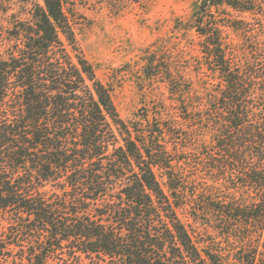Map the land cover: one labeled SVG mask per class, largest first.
<instances>
[{"label": "trees", "instance_id": "obj_1", "mask_svg": "<svg viewBox=\"0 0 264 264\" xmlns=\"http://www.w3.org/2000/svg\"><path fill=\"white\" fill-rule=\"evenodd\" d=\"M6 1L0 264H264V0H202L196 54L144 51L170 102L127 121L69 0H31L26 18Z\"/></svg>", "mask_w": 264, "mask_h": 264}, {"label": "rangeland", "instance_id": "obj_2", "mask_svg": "<svg viewBox=\"0 0 264 264\" xmlns=\"http://www.w3.org/2000/svg\"><path fill=\"white\" fill-rule=\"evenodd\" d=\"M30 1L10 0L12 10L8 13L28 17ZM201 2L152 0L142 6L131 0L113 4L100 0H69L65 12L80 50L93 65L97 78L111 90L112 100L123 120L136 119L143 113L144 104L150 105L153 98L170 102L164 83L145 78L144 51L158 45L161 55L164 52L170 59L177 52L187 58L196 54L199 37L189 25ZM231 14L238 16L235 12ZM1 19L7 25L0 11ZM225 35L228 41H239L231 28L225 29ZM193 69L187 68L188 76L194 77Z\"/></svg>", "mask_w": 264, "mask_h": 264}, {"label": "water", "instance_id": "obj_3", "mask_svg": "<svg viewBox=\"0 0 264 264\" xmlns=\"http://www.w3.org/2000/svg\"><path fill=\"white\" fill-rule=\"evenodd\" d=\"M205 2V0H203V3Z\"/></svg>", "mask_w": 264, "mask_h": 264}]
</instances>
